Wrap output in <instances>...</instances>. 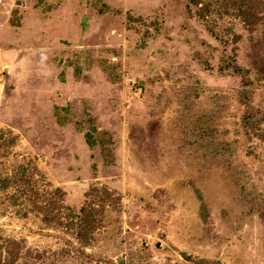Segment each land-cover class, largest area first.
Returning <instances> with one entry per match:
<instances>
[{"label":"rangeland","instance_id":"rangeland-1","mask_svg":"<svg viewBox=\"0 0 264 264\" xmlns=\"http://www.w3.org/2000/svg\"><path fill=\"white\" fill-rule=\"evenodd\" d=\"M260 132L264 0H0L17 264H264Z\"/></svg>","mask_w":264,"mask_h":264},{"label":"trees","instance_id":"trees-1","mask_svg":"<svg viewBox=\"0 0 264 264\" xmlns=\"http://www.w3.org/2000/svg\"><path fill=\"white\" fill-rule=\"evenodd\" d=\"M248 12L256 18L259 17V11L256 12L255 10H253V12H251L249 10ZM245 118L247 119V121H249L248 115H246ZM245 127L246 128L248 127L247 123H246ZM258 138L260 140L264 141V133L263 134H262V132L258 133ZM8 182L9 181L6 180L4 183L7 184ZM6 187H8V186H5V185L3 186V188H6ZM57 209H59V208H57ZM16 246H17V243L15 241L10 240V239H4V238L0 237V264H17V261L21 257L20 255H22V254L21 253L16 254V252L14 251V248H17Z\"/></svg>","mask_w":264,"mask_h":264}]
</instances>
